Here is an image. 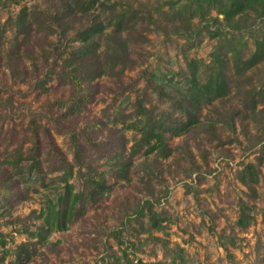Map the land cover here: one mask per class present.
<instances>
[{
	"label": "rangeland",
	"instance_id": "1",
	"mask_svg": "<svg viewBox=\"0 0 264 264\" xmlns=\"http://www.w3.org/2000/svg\"><path fill=\"white\" fill-rule=\"evenodd\" d=\"M231 1L0 0V264L21 243L26 264H264V0L226 19ZM193 71L226 87L178 133ZM160 125L166 148L149 153L141 138ZM74 133L111 185L99 197L85 193ZM66 176L85 201L47 231Z\"/></svg>",
	"mask_w": 264,
	"mask_h": 264
},
{
	"label": "trees",
	"instance_id": "2",
	"mask_svg": "<svg viewBox=\"0 0 264 264\" xmlns=\"http://www.w3.org/2000/svg\"><path fill=\"white\" fill-rule=\"evenodd\" d=\"M91 2V0H90ZM249 3V0H232L229 4V6L225 9L224 14L225 18L229 19L241 10L247 4ZM92 30L89 34V30ZM93 27H90L80 32V35H82L81 40H83V43L86 44L83 47L76 48L73 51L74 56H83L86 52V48L88 47V41L90 39H94L96 30L100 31V29H95ZM88 33V34H87ZM120 34V33H119ZM192 67L194 68V63H190ZM73 77L76 79L77 75L74 73ZM191 80L194 82L193 86L188 87V89L185 90L182 97L178 98V106L177 108L182 111V113L187 116V121L185 122H177L176 128L178 129V133H183L188 131L190 125L192 123L198 122V118L196 116V110L197 108L203 104L208 103L214 100L215 98L223 95L226 87V82L224 79H220L219 76H216L214 79H211L209 83L200 84L199 79H197L196 74H191ZM75 81H79L76 79ZM0 101H5V99L0 97ZM76 101H70L67 105V111L72 109L76 105ZM31 130H32V137H33V157H32V166L39 165L40 155H41V148H42V142L40 138V134L38 132L37 123L35 120L31 123ZM169 130L168 128L164 127V125H160L156 131H150L147 130L143 133V136L141 140H144L145 143L148 144L147 152H154L158 149H164L165 147V140H164V134L165 132ZM73 137H71L73 147H74V160L77 165H79V169L82 170V166L84 165L86 167V171L84 172V184L85 187V193L90 198L99 197L103 194H105L110 188L111 185L107 183V179L105 177L104 172L97 171L96 168H94L91 164H83L81 161V151L84 148L83 144L80 143L78 139V134L74 133L72 134ZM47 140H49L47 138ZM153 140V141H152ZM21 154V153H20ZM23 154V153H22ZM61 154L58 153V156ZM19 157L21 159H28V157L23 158L22 155ZM20 159V160H21ZM60 160L62 162H65L63 158L60 157ZM13 165H15L17 168L21 166V162L18 160L11 161ZM66 163V162H65ZM68 172L71 174L72 172L68 170ZM69 177H64V181L66 182V188L68 190L65 193L59 194L56 198L49 200V205L47 206V209L43 211L45 213V224L48 225V230L51 231L54 226L58 229H65L68 227L69 223L72 221L75 212H77L79 209L77 208V204L79 202H84L85 195L84 191L73 193L71 188V183H68ZM83 208V205H82ZM80 208V214H83V210ZM249 215L245 213L244 210H242L241 215L238 219V224L241 226H247L250 222L248 219ZM31 260V253L29 250H27V245L24 243H21L17 246V249L15 251V258L14 261H12L10 264H26ZM130 264V262L125 263ZM135 264H185L183 258H181L179 261H176L173 259L172 261H144L142 259H137Z\"/></svg>",
	"mask_w": 264,
	"mask_h": 264
}]
</instances>
